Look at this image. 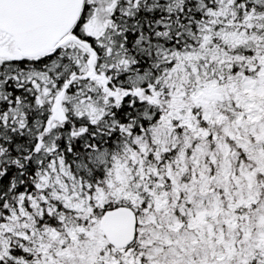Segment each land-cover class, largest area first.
Returning a JSON list of instances; mask_svg holds the SVG:
<instances>
[{
	"label": "snow or ice",
	"instance_id": "obj_1",
	"mask_svg": "<svg viewBox=\"0 0 264 264\" xmlns=\"http://www.w3.org/2000/svg\"><path fill=\"white\" fill-rule=\"evenodd\" d=\"M0 264H264V0H0Z\"/></svg>",
	"mask_w": 264,
	"mask_h": 264
}]
</instances>
